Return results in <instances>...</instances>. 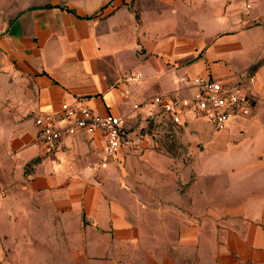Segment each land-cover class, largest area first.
<instances>
[{
  "label": "crops",
  "instance_id": "obj_1",
  "mask_svg": "<svg viewBox=\"0 0 264 264\" xmlns=\"http://www.w3.org/2000/svg\"><path fill=\"white\" fill-rule=\"evenodd\" d=\"M0 3L8 5L9 18L0 35V264L25 249L37 223H44L53 248L88 243L89 252L105 254L111 242L146 234L155 196L160 223L170 212L220 222L211 227L221 264H264V123L254 129L260 139L250 143L245 139L252 127L227 129L221 147L231 157L222 163L232 177L230 198L222 201L197 183L182 194L167 172L158 173L156 195L144 199L121 184L118 168L147 145L103 161L104 142L79 133L49 152L35 124L36 115L57 112L65 101L132 117L134 103L162 93L191 95L195 79L208 74L235 82L254 75L252 120L260 122L264 2L249 15L231 8L229 0ZM131 73L141 79L126 82ZM180 228V244L198 242L192 239L197 227L180 222ZM167 229L159 225L162 243Z\"/></svg>",
  "mask_w": 264,
  "mask_h": 264
},
{
  "label": "rangeland",
  "instance_id": "obj_2",
  "mask_svg": "<svg viewBox=\"0 0 264 264\" xmlns=\"http://www.w3.org/2000/svg\"><path fill=\"white\" fill-rule=\"evenodd\" d=\"M229 1L231 8L240 7L243 13L244 0ZM5 6L7 8L8 5L0 3V35L9 22L4 13ZM259 120L260 122L255 123L252 117H232L228 129L243 123L252 127L248 133L251 136L248 135L245 139V142L250 143L256 138L260 139V135L254 137L257 133L254 129L264 123V114ZM148 129L147 148L134 153L124 169L118 168V171L123 173L121 184L125 188L131 187L144 199L149 193L156 195L158 173L167 172L171 173L172 179L175 177L182 194H186L191 186L197 183L198 189L201 187L207 190L215 199L229 200V182L232 175L226 161L224 164L222 161L231 155L221 147L222 141L227 139L228 130L217 132L210 123L184 113L178 114L172 120L165 118L151 120ZM234 155L237 156V153ZM173 186L174 184L170 189ZM158 210L155 196L151 209L152 218L146 234L121 243L111 242L107 244L109 251L105 254L89 252L88 243L78 245L70 243L68 251H61L56 245L53 248L46 239L44 223L33 224V228L29 229L32 237L25 249L22 250L20 247L18 251L14 249L16 251L14 257L7 264H221L218 244L213 238L216 230L215 227H211L220 223L219 221L214 220L213 224L210 218H207V222L199 219L191 221L187 213L179 212L177 213L179 217L175 218V213L170 212L167 219L161 221L162 225L169 227L166 243H162L158 236L161 235L158 230L161 224ZM180 222L182 227L184 223L197 227V234L192 238L197 237L196 244L179 243L185 230V228L177 230Z\"/></svg>",
  "mask_w": 264,
  "mask_h": 264
},
{
  "label": "built area",
  "instance_id": "obj_3",
  "mask_svg": "<svg viewBox=\"0 0 264 264\" xmlns=\"http://www.w3.org/2000/svg\"><path fill=\"white\" fill-rule=\"evenodd\" d=\"M259 0H245L244 13L249 15ZM141 74H129L126 82L138 81ZM247 82L222 80L212 75L200 76L194 81L191 95L162 93L133 105L135 116L100 113L80 101H65L57 112L35 116L41 142L54 152L69 136L86 133L104 142L103 161L119 159L147 145L149 123L158 118L172 120L180 113L210 123L217 132L228 129L232 117L254 118L255 100L251 85L256 77L247 75ZM185 81L188 78H184Z\"/></svg>",
  "mask_w": 264,
  "mask_h": 264
},
{
  "label": "trees",
  "instance_id": "obj_4",
  "mask_svg": "<svg viewBox=\"0 0 264 264\" xmlns=\"http://www.w3.org/2000/svg\"><path fill=\"white\" fill-rule=\"evenodd\" d=\"M255 68H256V65H253V66L251 67L250 73H252V71H253Z\"/></svg>",
  "mask_w": 264,
  "mask_h": 264
}]
</instances>
